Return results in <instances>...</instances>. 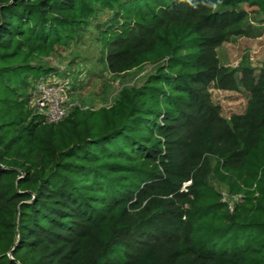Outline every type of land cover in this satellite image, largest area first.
<instances>
[{"label": "trees", "instance_id": "16d2710c", "mask_svg": "<svg viewBox=\"0 0 264 264\" xmlns=\"http://www.w3.org/2000/svg\"><path fill=\"white\" fill-rule=\"evenodd\" d=\"M264 0H0V264H264V79L227 122L211 90L237 88L216 53ZM107 69L142 85L46 123L38 61L90 22ZM241 196L234 210L203 181ZM191 185L184 190L185 184Z\"/></svg>", "mask_w": 264, "mask_h": 264}, {"label": "rangeland", "instance_id": "374dc122", "mask_svg": "<svg viewBox=\"0 0 264 264\" xmlns=\"http://www.w3.org/2000/svg\"><path fill=\"white\" fill-rule=\"evenodd\" d=\"M247 19L241 26L231 29L228 40L217 48L221 66L230 79L237 81V88L211 90L212 101L221 108V116L231 122L234 116L245 115L252 108L254 98L245 87L247 74L252 76L254 85L264 79V11L256 6H242ZM109 16L92 21L68 48H58L48 58L38 61L56 72L47 79L56 77L68 82L67 93L73 107L98 110L114 105L125 89L142 85L156 67L143 65L125 73L114 74L107 69L108 49L100 42L98 23H107ZM216 161L208 158L201 171L204 182L221 193L229 203H235L230 186L215 174ZM191 182L185 184L189 187Z\"/></svg>", "mask_w": 264, "mask_h": 264}, {"label": "built area", "instance_id": "2783aa9c", "mask_svg": "<svg viewBox=\"0 0 264 264\" xmlns=\"http://www.w3.org/2000/svg\"><path fill=\"white\" fill-rule=\"evenodd\" d=\"M69 83L56 77L43 80L36 87L33 107L46 123H58L70 112L73 105L69 102L67 93ZM240 197H237L239 201ZM225 201H227L225 199ZM236 201V202H237ZM228 202V201H227ZM235 202V203H236ZM235 203L228 202V208L232 212Z\"/></svg>", "mask_w": 264, "mask_h": 264}]
</instances>
